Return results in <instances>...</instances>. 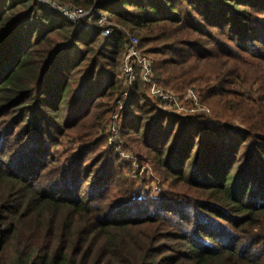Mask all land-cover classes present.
<instances>
[{"label": "trees", "instance_id": "obj_1", "mask_svg": "<svg viewBox=\"0 0 264 264\" xmlns=\"http://www.w3.org/2000/svg\"><path fill=\"white\" fill-rule=\"evenodd\" d=\"M0 0V264H264V0ZM159 85L209 107L165 109L136 79L126 39ZM237 123V125H236Z\"/></svg>", "mask_w": 264, "mask_h": 264}, {"label": "built area", "instance_id": "obj_2", "mask_svg": "<svg viewBox=\"0 0 264 264\" xmlns=\"http://www.w3.org/2000/svg\"><path fill=\"white\" fill-rule=\"evenodd\" d=\"M45 4L50 10L70 19L84 20L86 25L96 23L102 27V36H110L116 25L112 24L108 14L94 7L84 9L80 6L72 5L64 0H38ZM126 39L124 42L125 53L123 55L120 71L122 75V93L115 99L118 108H122L130 98L131 86L136 79V67L138 74L144 85L148 87L149 93L158 100L162 106L173 112L194 113L199 111L209 112L202 105L197 93L193 89H188L181 97L171 90L160 86L152 70L151 59L143 55L138 47V37L128 29L122 28ZM116 115H113L115 119ZM114 138L118 127L112 128Z\"/></svg>", "mask_w": 264, "mask_h": 264}, {"label": "rangeland", "instance_id": "obj_3", "mask_svg": "<svg viewBox=\"0 0 264 264\" xmlns=\"http://www.w3.org/2000/svg\"><path fill=\"white\" fill-rule=\"evenodd\" d=\"M101 10V9H100ZM103 11V10H101ZM105 12V11H104ZM112 24H115L112 20H111ZM161 86V85H160ZM163 87V86H162ZM166 88V87H164ZM167 90H171L169 88H166ZM115 99L112 101L113 107L115 108V112L113 114H111V116L109 117V119L107 120V124H106V130L108 133L107 136V146H113L116 148V150L118 151V153H120V155L124 158H127L129 160H131L132 166L134 168V170H139L140 173H145L151 180H150V184H151V192L155 193L158 190H160V188L162 187V189H165L166 187L164 185H161V181L160 178H158L155 173L152 171V168L149 167L147 164H144L143 166H141L138 162L136 157L134 156V154L130 151V150H122L121 149V137H120V133H119V128L117 130L116 133V137L114 138V133L115 131L112 129L113 127L117 128L118 124H117V111L121 108H118L117 105L115 104ZM203 106H205L209 111V107L206 106L205 104H202ZM209 113V112H207ZM113 115H116L115 119L113 118ZM237 125V123H236Z\"/></svg>", "mask_w": 264, "mask_h": 264}, {"label": "water", "instance_id": "obj_4", "mask_svg": "<svg viewBox=\"0 0 264 264\" xmlns=\"http://www.w3.org/2000/svg\"><path fill=\"white\" fill-rule=\"evenodd\" d=\"M101 1H102V0H96L94 5L99 4Z\"/></svg>", "mask_w": 264, "mask_h": 264}]
</instances>
